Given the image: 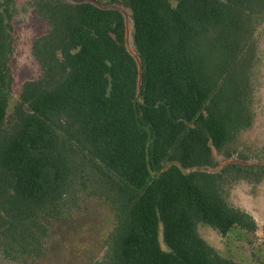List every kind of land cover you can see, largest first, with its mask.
<instances>
[{"label":"trees","instance_id":"obj_1","mask_svg":"<svg viewBox=\"0 0 264 264\" xmlns=\"http://www.w3.org/2000/svg\"><path fill=\"white\" fill-rule=\"evenodd\" d=\"M117 2L38 1L41 76L8 116L14 26L12 0H0V249L42 257L87 176L116 218L99 264H238L197 228L257 227L227 196L236 181L264 180V160L238 143L254 120L264 0H122L140 68L120 11L96 5ZM214 152L236 161L216 171Z\"/></svg>","mask_w":264,"mask_h":264},{"label":"rangeland","instance_id":"obj_2","mask_svg":"<svg viewBox=\"0 0 264 264\" xmlns=\"http://www.w3.org/2000/svg\"><path fill=\"white\" fill-rule=\"evenodd\" d=\"M39 0H12V24L14 26V52L10 61L13 76L11 101L8 116L18 101L22 85L26 81L41 76V69L32 55L33 41L46 34L49 27L39 15ZM72 2V0H65ZM101 8L120 11L125 23V47L134 58L138 68L140 60L132 40L131 11L122 0L115 4H96ZM258 64L254 81L253 125L239 135V148L250 150L252 157L264 160V21L256 32ZM139 86V81H138ZM139 98V97H138ZM219 170L228 161L214 152ZM255 160V159H253ZM211 171V170H207ZM81 182H83L81 184ZM228 203L239 208L256 222L252 233L233 228L222 236L208 225L199 224L200 237L224 258L238 264H264V180L260 183L236 181L228 185ZM68 207L61 216L51 220L48 236L44 240L43 255L40 258L11 257L0 249V264H99L108 252V240L112 234L116 218L111 207L97 193L92 178L80 177L77 192L67 198ZM159 242L167 250L159 231Z\"/></svg>","mask_w":264,"mask_h":264},{"label":"crops","instance_id":"obj_3","mask_svg":"<svg viewBox=\"0 0 264 264\" xmlns=\"http://www.w3.org/2000/svg\"><path fill=\"white\" fill-rule=\"evenodd\" d=\"M218 232V231H217Z\"/></svg>","mask_w":264,"mask_h":264}]
</instances>
